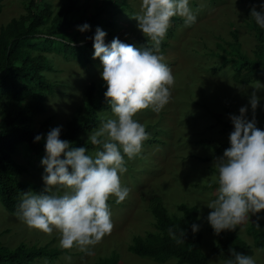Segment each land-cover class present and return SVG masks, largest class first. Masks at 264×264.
<instances>
[{
    "label": "rangeland",
    "instance_id": "1",
    "mask_svg": "<svg viewBox=\"0 0 264 264\" xmlns=\"http://www.w3.org/2000/svg\"><path fill=\"white\" fill-rule=\"evenodd\" d=\"M0 0V27L12 18L27 15L29 10L39 13L44 8L56 16L62 9L71 7L68 18L90 17L100 12L107 0ZM142 0H123L125 4L119 18H111L109 23L103 19L90 24V29L99 25L106 30L105 43L115 36L121 41L136 47L151 45L149 38L138 28L134 14L141 11ZM197 20L190 26L179 17L163 39L159 52L169 64L175 76L170 101L159 111L150 108L138 110L134 118L145 124L150 136L143 141L141 153L134 158L125 157L127 170L120 174L121 183L129 188L128 196L117 203L110 196L107 203L113 221L112 231L99 242L90 245L91 252L78 246L62 248L59 245L60 233L54 229L45 233L28 226L16 212L6 209L0 202V245L14 249L42 247L60 250L53 258L40 257L32 262L20 264H95L98 259L116 253L118 264H179L170 258L156 262L149 257L138 256L129 251L128 246L136 237L144 238L148 232H157L156 220L151 213V203L158 200L170 215L179 216V203L195 205L199 209L198 223L201 225V252L208 264H224V260L214 252L216 240L211 233L212 226L205 219L212 210L207 203L216 195L214 150L220 143L230 142L229 133L233 129L229 114H239L242 105H249L247 115L252 116L248 97L253 90L261 97L255 110L257 127L264 129V87L255 88L253 80L240 83L234 78V66L231 62L238 53L255 58L254 50L260 42L250 26L248 9L253 5L259 10V0H190ZM49 26V21L43 27ZM89 30L81 32L72 29L70 34L77 45L86 43ZM83 41V43H81ZM33 48L32 53L42 50V45ZM51 64L45 71V77L53 84L51 92L45 94V110L34 115L31 128L46 135L51 127L66 123L80 110L84 112L83 92L90 82L96 88L106 84L100 75L102 63L99 57L88 59L68 55L55 50H44ZM1 110V104H0ZM113 116L111 107L98 111L99 121L92 131L81 136L87 140L89 134L99 128L102 119ZM44 127H41V125ZM42 139H44L42 137ZM100 147V146H99ZM97 146L88 150L94 155ZM43 155L24 146L17 148L13 157L26 168L17 179L25 188L21 191L44 192L42 180ZM53 194L61 195L66 189L50 186ZM21 195V194H20ZM257 215L250 213L249 220L237 225L238 234L248 242L246 228L251 222H257ZM258 223L264 225V219ZM257 264H264V248L254 249L250 254ZM9 264V263H7Z\"/></svg>",
    "mask_w": 264,
    "mask_h": 264
},
{
    "label": "clouds",
    "instance_id": "2",
    "mask_svg": "<svg viewBox=\"0 0 264 264\" xmlns=\"http://www.w3.org/2000/svg\"><path fill=\"white\" fill-rule=\"evenodd\" d=\"M140 8L134 16L151 45L136 47L115 36L105 43L107 33L99 25L91 37H85L92 39V55L102 63L104 96L113 113L89 134L91 143L100 146L95 154H88L83 145L72 146L67 138L61 139L62 125L51 127L46 135L37 133L33 137L34 141L42 137L45 140V155L40 162L44 165L42 180L46 191L21 192L16 215L45 233L58 229L62 248L78 246L91 252L89 246L112 231L107 201L115 196L119 203L128 196L130 190L120 177L127 170L125 157L131 159L140 154L143 141L150 136L145 124L134 116L145 108L159 112L170 101L175 84L171 67L159 52L161 42L172 17H182L186 26L197 20L190 0H142ZM250 15L264 28V0H259V10L252 6ZM90 27L88 22L77 25L81 32ZM261 87L264 85H255L257 89ZM248 99L251 118L246 114L249 105H242L238 115L229 114L234 126L229 133L230 146L214 162L218 187L215 197L207 203L212 210L205 219L215 233L234 229L249 220L250 213L264 209V129L257 127L255 116L261 97L253 90ZM50 186L66 191L56 195ZM256 219L258 222L264 217L257 215ZM200 227L199 223H191L193 232ZM184 231L181 228L178 237L169 228V234L178 240L183 238ZM229 251L231 255L224 264H257L251 255L234 248Z\"/></svg>",
    "mask_w": 264,
    "mask_h": 264
},
{
    "label": "trees",
    "instance_id": "3",
    "mask_svg": "<svg viewBox=\"0 0 264 264\" xmlns=\"http://www.w3.org/2000/svg\"><path fill=\"white\" fill-rule=\"evenodd\" d=\"M34 3L33 0H31ZM123 0H107L101 6L100 12L90 17L68 18L71 7L62 9L56 16L49 18L50 13L44 8L39 13L29 10L27 15L12 18L0 27V202L11 212L18 210L21 200V191L25 186L17 177L26 171V168L17 163L13 155L17 148L24 146L33 152L45 155V140L34 141L33 137L40 131L31 128L34 115L45 110V94L51 92L53 84L45 77V71L51 69L49 59L44 50L62 52L65 57L78 55L84 59L94 51L92 39L77 45L76 39L70 34L72 29L84 22L94 23L103 19L106 23L111 18H119L123 12ZM1 9V6H0ZM250 17V26L255 31L259 44L254 50L255 58H248L238 53L231 59L234 66V78L240 83H249L253 80L264 81V28L255 23ZM179 18H171L172 27ZM49 21V26L44 27ZM171 26L167 33H170ZM95 28L90 29L87 37H91ZM162 43V42H161ZM42 45L39 53L33 54L32 49ZM138 42L133 45L137 46ZM39 49V48H38ZM106 89L96 88L90 82L83 92L84 112L78 110L72 118L61 128L60 138H67L72 146H85L87 150L99 147L93 145L90 139L83 140L81 136L92 131L97 126L98 111L109 108ZM264 115V110H261ZM41 127H44L42 124ZM55 127V126H54ZM230 146V142L220 143L214 150L217 155ZM63 157V153L61 154ZM179 216L170 215L160 201L151 203V213L156 220L157 232H148L144 238L136 237L128 246L129 251L149 257L156 262H164L170 258L176 259L179 264H208L207 258L201 252V233L191 230V223H198L199 209L195 205L179 203ZM259 212H264L261 209ZM251 222L246 233L251 242L243 239L234 229H223L215 233L211 228L216 245L214 252L222 260L230 257V248L250 255L254 249L264 248V225ZM178 233L184 229L183 238H174L169 234V228ZM60 250L42 247H25L22 245L10 250L0 245V264H20L32 262L40 257L53 258ZM95 264H118L116 253L109 257L100 258Z\"/></svg>",
    "mask_w": 264,
    "mask_h": 264
}]
</instances>
